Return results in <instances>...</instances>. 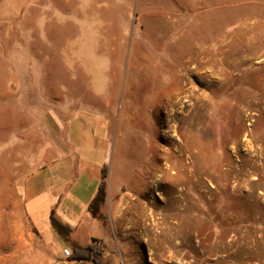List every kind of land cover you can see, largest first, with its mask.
Returning <instances> with one entry per match:
<instances>
[{
  "label": "rangeland",
  "instance_id": "374dc122",
  "mask_svg": "<svg viewBox=\"0 0 264 264\" xmlns=\"http://www.w3.org/2000/svg\"><path fill=\"white\" fill-rule=\"evenodd\" d=\"M186 1L0 0V264H94L26 215L50 166L69 215L108 168L101 264H264V0Z\"/></svg>",
  "mask_w": 264,
  "mask_h": 264
},
{
  "label": "crops",
  "instance_id": "0c3cea01",
  "mask_svg": "<svg viewBox=\"0 0 264 264\" xmlns=\"http://www.w3.org/2000/svg\"><path fill=\"white\" fill-rule=\"evenodd\" d=\"M102 152H104V150ZM45 171L48 172V175L52 176L54 174L53 168L50 166L49 168L42 170L38 176L33 178L32 183L34 192L26 202L25 211L33 226V229L35 230L36 236H38L42 241L50 244L52 246L54 255L61 257L64 260L61 261V263H63L67 261L63 256V248H71L74 251V246L87 247L93 242L94 239L103 240V235L96 232V230L102 227H105V230H108L111 226L109 223H113V219L109 218L103 220L97 217L94 215V213H92L90 210V205L88 206V204L84 210L81 209L82 214L72 212V214L69 215L70 213H67L69 211L61 209L60 206L54 204L58 200L56 192L50 193L48 191H39V187L37 185L41 182V178L43 177ZM52 178L53 177H50V179ZM102 180L103 176L101 175V179L98 178V181L100 182L99 185L101 184ZM77 181L75 184L78 183ZM99 185L94 192V195L96 196L99 191ZM53 214H55L59 220L67 224L72 230L68 239L65 238L67 244L60 249H55L54 247L57 241L62 239V236L52 223ZM85 224L90 227L91 230L85 229ZM80 236H84L86 242L81 243L79 239Z\"/></svg>",
  "mask_w": 264,
  "mask_h": 264
},
{
  "label": "trees",
  "instance_id": "16d2710c",
  "mask_svg": "<svg viewBox=\"0 0 264 264\" xmlns=\"http://www.w3.org/2000/svg\"><path fill=\"white\" fill-rule=\"evenodd\" d=\"M108 175V168L105 166L102 171L103 180L101 184L99 185V191L97 196L93 199V201L90 204V210L92 213H94L98 208L99 205H102L105 202L106 199V191H105V179ZM52 223L54 227L57 229L59 234L63 237L68 239L71 233V228L59 220L55 214L52 215ZM99 247L94 246L93 244H90L86 248L80 247V246H74V254L72 257H75L80 260H90V256L92 253H94V264H101V252L99 250Z\"/></svg>",
  "mask_w": 264,
  "mask_h": 264
},
{
  "label": "bare ground",
  "instance_id": "6f19581e",
  "mask_svg": "<svg viewBox=\"0 0 264 264\" xmlns=\"http://www.w3.org/2000/svg\"><path fill=\"white\" fill-rule=\"evenodd\" d=\"M189 1H191V0H187L185 3H183V4H180V6H179V11H190L191 10V8H192V10L194 11L195 9L196 10H200V6H201V3L200 2H198V1H196V3H195V7H193V6H191L190 4H189ZM192 3H193V1H192ZM177 12V10H175V12L174 13H176ZM183 23L179 20L174 26H173V28L175 27V28H178V26L177 25H182ZM178 30V29H177ZM154 226V225H153ZM150 231H151V229H150ZM163 231V230H162ZM151 233V232H150ZM164 234V233H163ZM164 236V235H163ZM162 236V237H163ZM158 239V238H157ZM163 239V238H162Z\"/></svg>",
  "mask_w": 264,
  "mask_h": 264
},
{
  "label": "built area",
  "instance_id": "2783aa9c",
  "mask_svg": "<svg viewBox=\"0 0 264 264\" xmlns=\"http://www.w3.org/2000/svg\"><path fill=\"white\" fill-rule=\"evenodd\" d=\"M63 256L66 260H70L73 256V252L71 248H66L63 250ZM61 263V262H60Z\"/></svg>",
  "mask_w": 264,
  "mask_h": 264
}]
</instances>
